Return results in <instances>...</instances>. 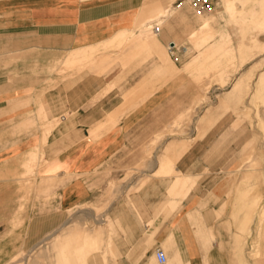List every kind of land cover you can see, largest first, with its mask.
I'll use <instances>...</instances> for the list:
<instances>
[{
	"label": "crops",
	"instance_id": "0c3cea01",
	"mask_svg": "<svg viewBox=\"0 0 264 264\" xmlns=\"http://www.w3.org/2000/svg\"><path fill=\"white\" fill-rule=\"evenodd\" d=\"M177 1L0 0V262L29 236L32 213L46 217L91 199L90 175L120 153L132 131L139 138L140 130L154 129L152 114L193 88L190 102L141 143L134 160L148 161L150 146L219 79L222 42L208 38L204 14ZM183 141L155 158L149 173L165 176L172 194H180L170 202H180L186 216H172L167 190L153 192L157 183L145 189L140 199L149 216L126 217L112 239L117 264H159L153 251L162 246L170 264L231 263L215 233L227 219L196 217L207 201L195 199L194 164L189 173L180 166L189 157ZM28 154L30 162L34 155L44 161L37 176H53L54 184L16 212L14 180L22 168L3 166ZM177 160L182 173L172 166ZM156 207L165 211L161 217L152 216Z\"/></svg>",
	"mask_w": 264,
	"mask_h": 264
},
{
	"label": "rangeland",
	"instance_id": "374dc122",
	"mask_svg": "<svg viewBox=\"0 0 264 264\" xmlns=\"http://www.w3.org/2000/svg\"><path fill=\"white\" fill-rule=\"evenodd\" d=\"M214 2L209 12L193 9L207 18L206 30L213 33H208V38L222 42L219 79L208 82L205 96L150 147L148 161L134 160L140 157L141 143L175 115L171 111L190 102L194 91L189 84L190 89L181 91L184 97L172 99L162 113L152 114L150 125L154 129L140 130L139 138L132 131L120 153L90 175L91 199L46 217H33L32 213L29 236L16 243L14 257L0 264H31L32 260L36 264H117V242L112 239L117 238L126 217L142 220L149 216L150 212L142 209L140 194L154 183L153 192L165 196L167 190L172 216H186L179 208L180 202H170L180 194H172L167 179H160L165 176H158L154 169L149 173L154 159L179 143V138L186 139L183 147L189 155L180 166L185 165L183 172L189 173L186 170L194 164L195 199L207 201L196 217L227 219L215 233L220 239L219 248L231 258L229 264H235L236 255L238 264L264 261V0ZM31 157L28 154L23 161L3 166L22 168L14 180L16 212L24 210L36 191L54 184L53 176H37L36 169L44 161L38 162L34 155L35 160L30 162ZM178 163L172 166L181 172L175 168ZM157 210L151 211L152 216L156 213L155 217H161L165 212ZM65 222L68 224L61 229ZM122 232L125 234V229ZM57 233L65 235L55 237ZM62 243L68 248L63 250ZM170 262L169 258L166 264Z\"/></svg>",
	"mask_w": 264,
	"mask_h": 264
},
{
	"label": "built area",
	"instance_id": "2783aa9c",
	"mask_svg": "<svg viewBox=\"0 0 264 264\" xmlns=\"http://www.w3.org/2000/svg\"><path fill=\"white\" fill-rule=\"evenodd\" d=\"M190 3L196 10L203 12H209L215 6L214 0H190ZM153 255L159 264L165 263L166 254L162 248L156 247L153 251Z\"/></svg>",
	"mask_w": 264,
	"mask_h": 264
},
{
	"label": "bare ground",
	"instance_id": "6f19581e",
	"mask_svg": "<svg viewBox=\"0 0 264 264\" xmlns=\"http://www.w3.org/2000/svg\"><path fill=\"white\" fill-rule=\"evenodd\" d=\"M188 1L190 2V0H188ZM191 5H192V4H191ZM150 147H151V146H150ZM170 150H171V149H170ZM260 213H261V212H260ZM261 217H263V214H262ZM261 217H260V218H261ZM165 263H167V256H166V261H165ZM165 263H164V264H165Z\"/></svg>",
	"mask_w": 264,
	"mask_h": 264
},
{
	"label": "water",
	"instance_id": "95a60500",
	"mask_svg": "<svg viewBox=\"0 0 264 264\" xmlns=\"http://www.w3.org/2000/svg\"><path fill=\"white\" fill-rule=\"evenodd\" d=\"M170 45H172V43H170Z\"/></svg>",
	"mask_w": 264,
	"mask_h": 264
}]
</instances>
